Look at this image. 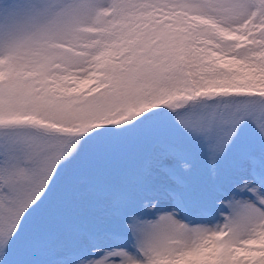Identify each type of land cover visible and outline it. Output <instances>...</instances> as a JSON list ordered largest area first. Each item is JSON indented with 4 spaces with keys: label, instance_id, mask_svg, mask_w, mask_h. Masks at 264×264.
Segmentation results:
<instances>
[{
    "label": "snow or ice",
    "instance_id": "snow-or-ice-1",
    "mask_svg": "<svg viewBox=\"0 0 264 264\" xmlns=\"http://www.w3.org/2000/svg\"><path fill=\"white\" fill-rule=\"evenodd\" d=\"M0 264H264V0H0Z\"/></svg>",
    "mask_w": 264,
    "mask_h": 264
}]
</instances>
